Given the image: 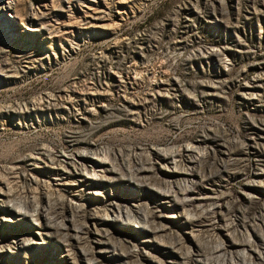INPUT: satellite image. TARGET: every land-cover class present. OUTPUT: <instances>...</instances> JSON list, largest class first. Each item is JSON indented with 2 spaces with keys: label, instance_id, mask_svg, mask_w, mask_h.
Returning <instances> with one entry per match:
<instances>
[{
  "label": "rangeland",
  "instance_id": "obj_1",
  "mask_svg": "<svg viewBox=\"0 0 264 264\" xmlns=\"http://www.w3.org/2000/svg\"><path fill=\"white\" fill-rule=\"evenodd\" d=\"M0 264H264V0H0Z\"/></svg>",
  "mask_w": 264,
  "mask_h": 264
},
{
  "label": "bare ground",
  "instance_id": "obj_2",
  "mask_svg": "<svg viewBox=\"0 0 264 264\" xmlns=\"http://www.w3.org/2000/svg\"><path fill=\"white\" fill-rule=\"evenodd\" d=\"M174 147V146H173ZM180 150V149H179ZM192 150V149H191ZM155 151H157V153H159V154H161V155H163V157H165V158H170V156L168 155V154H163L162 153V149H160V148H155ZM173 152V151H172ZM175 154V153H174ZM80 156H81V158H83V159H85V160H89L90 158H92L91 157V155L90 154H87V153H80ZM77 169H79V170H82V171H84V172H89V169H88V167L85 165V164H83V166L81 167V166H75ZM138 169V168H137ZM137 169H136V171H137ZM140 169H138V171H139ZM142 170V169H141ZM80 173V172H79ZM132 175L134 176L135 175V171L134 172H132ZM160 193H161V195H165V193H163V192H161V191H159ZM125 213V217L128 219V220H136L137 218H138V216H136L132 211H129V210H125L124 211ZM123 214V215H124ZM144 216V215H143Z\"/></svg>",
  "mask_w": 264,
  "mask_h": 264
}]
</instances>
